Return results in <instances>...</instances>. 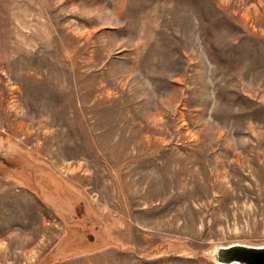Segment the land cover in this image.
I'll use <instances>...</instances> for the list:
<instances>
[{"label": "rangeland", "instance_id": "rangeland-1", "mask_svg": "<svg viewBox=\"0 0 264 264\" xmlns=\"http://www.w3.org/2000/svg\"><path fill=\"white\" fill-rule=\"evenodd\" d=\"M237 242L264 245V0H0V264Z\"/></svg>", "mask_w": 264, "mask_h": 264}, {"label": "water", "instance_id": "water-1", "mask_svg": "<svg viewBox=\"0 0 264 264\" xmlns=\"http://www.w3.org/2000/svg\"><path fill=\"white\" fill-rule=\"evenodd\" d=\"M214 258L225 264H264V245L237 242L219 246L215 250Z\"/></svg>", "mask_w": 264, "mask_h": 264}]
</instances>
